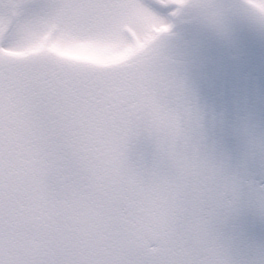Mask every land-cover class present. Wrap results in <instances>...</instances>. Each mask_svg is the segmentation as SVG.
I'll use <instances>...</instances> for the list:
<instances>
[{
    "label": "snow or ice",
    "instance_id": "1",
    "mask_svg": "<svg viewBox=\"0 0 264 264\" xmlns=\"http://www.w3.org/2000/svg\"><path fill=\"white\" fill-rule=\"evenodd\" d=\"M169 7L221 33L234 12ZM170 29L160 0H0V264H264L220 228L246 198L264 218V184L202 151L195 97L157 45Z\"/></svg>",
    "mask_w": 264,
    "mask_h": 264
},
{
    "label": "water",
    "instance_id": "2",
    "mask_svg": "<svg viewBox=\"0 0 264 264\" xmlns=\"http://www.w3.org/2000/svg\"><path fill=\"white\" fill-rule=\"evenodd\" d=\"M218 3L224 4L222 0ZM225 5V4H224ZM225 33L197 18L187 41L158 43L162 55L175 62L199 107L202 151L253 186L264 184V27L249 6L231 7ZM151 142L140 141L132 158L150 165ZM236 252L249 262L264 251V218L246 198L239 212L220 225Z\"/></svg>",
    "mask_w": 264,
    "mask_h": 264
},
{
    "label": "rangeland",
    "instance_id": "3",
    "mask_svg": "<svg viewBox=\"0 0 264 264\" xmlns=\"http://www.w3.org/2000/svg\"><path fill=\"white\" fill-rule=\"evenodd\" d=\"M223 3L226 6L229 7H236V6H248L247 4H242L239 2V0H222ZM145 3H156V0H145ZM169 0H160V7L162 10V17L165 20L166 23L171 25V29L168 33L162 34V36L157 41V44L160 42H163L164 40H171V41H177L179 39H182L183 41H187L188 37L185 36V33L189 32V24L193 20V15L188 12L187 10L185 12H182V14L178 17H172L171 11L172 9L169 7L166 11H164V5L168 4ZM249 3H251V0H249ZM179 37V38H178ZM56 39L55 34H53L49 39L48 43L54 42Z\"/></svg>",
    "mask_w": 264,
    "mask_h": 264
},
{
    "label": "clouds",
    "instance_id": "4",
    "mask_svg": "<svg viewBox=\"0 0 264 264\" xmlns=\"http://www.w3.org/2000/svg\"><path fill=\"white\" fill-rule=\"evenodd\" d=\"M239 2L249 6L256 23H264V0H251V3L249 0H239Z\"/></svg>",
    "mask_w": 264,
    "mask_h": 264
},
{
    "label": "bare ground",
    "instance_id": "5",
    "mask_svg": "<svg viewBox=\"0 0 264 264\" xmlns=\"http://www.w3.org/2000/svg\"><path fill=\"white\" fill-rule=\"evenodd\" d=\"M232 1V0H231ZM179 38V37H178Z\"/></svg>",
    "mask_w": 264,
    "mask_h": 264
}]
</instances>
